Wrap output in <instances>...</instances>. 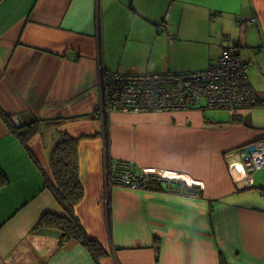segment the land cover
Instances as JSON below:
<instances>
[{
    "label": "crops",
    "instance_id": "1",
    "mask_svg": "<svg viewBox=\"0 0 264 264\" xmlns=\"http://www.w3.org/2000/svg\"><path fill=\"white\" fill-rule=\"evenodd\" d=\"M228 47L249 65L261 105L99 118L102 72H201ZM0 109L17 127L40 121L25 144L0 114V264H97L43 223L63 215L44 189L61 133L80 139L75 211L108 252L100 264H264L263 187L239 190L228 168L229 153L264 139V0H0ZM105 156L205 190L114 186L106 201Z\"/></svg>",
    "mask_w": 264,
    "mask_h": 264
},
{
    "label": "built area",
    "instance_id": "2",
    "mask_svg": "<svg viewBox=\"0 0 264 264\" xmlns=\"http://www.w3.org/2000/svg\"><path fill=\"white\" fill-rule=\"evenodd\" d=\"M226 42H230V39L226 38ZM248 68L249 65L236 50L228 47L215 66L201 72H102L98 116L104 121L106 114L113 111H183L201 107L203 101L210 109H224L236 116L242 107H255L260 100L250 84ZM229 157L232 159L229 172L235 182L242 185L239 190L254 188V175L264 169V139L244 146ZM163 183L167 184L169 190L174 189V184H180L183 192L198 197L205 186L203 182L184 174L161 169L137 171L132 161H110L105 156L106 201L108 191L114 186L134 190L158 189Z\"/></svg>",
    "mask_w": 264,
    "mask_h": 264
},
{
    "label": "trees",
    "instance_id": "3",
    "mask_svg": "<svg viewBox=\"0 0 264 264\" xmlns=\"http://www.w3.org/2000/svg\"><path fill=\"white\" fill-rule=\"evenodd\" d=\"M261 104L262 101L259 100L257 106ZM0 114L11 132L25 144L39 132V120L17 127L12 121V117L7 116L1 109ZM105 136L108 148V122L105 123ZM79 142L80 139L61 133L59 142L50 153V166L54 182L47 177L44 189L53 195L62 208L63 215L47 216L43 219V223L55 226L61 231L60 245L69 241L79 242L91 253L97 264H100V260L108 257V252L100 242L89 236L75 211L84 197V188L79 174ZM6 182L7 179L0 173V186ZM151 189L156 188L151 187Z\"/></svg>",
    "mask_w": 264,
    "mask_h": 264
},
{
    "label": "rangeland",
    "instance_id": "4",
    "mask_svg": "<svg viewBox=\"0 0 264 264\" xmlns=\"http://www.w3.org/2000/svg\"><path fill=\"white\" fill-rule=\"evenodd\" d=\"M207 113L209 115H215V116H222V118L224 117H228V115L226 114L227 112L224 111V110H207ZM251 144V143H250ZM249 145V144H247ZM233 153H229L228 156L232 155ZM168 171V170H167ZM172 172V171H171ZM256 186L254 185L253 187H256V188H259L260 187H263L264 188V169L257 172L256 176ZM204 190H205V186H204ZM254 191V190H252ZM204 192V191H203ZM259 192V191H258ZM256 193V191H255ZM259 194V193H258ZM262 195L264 196V193L262 192Z\"/></svg>",
    "mask_w": 264,
    "mask_h": 264
}]
</instances>
